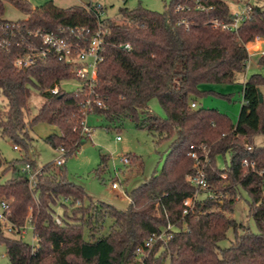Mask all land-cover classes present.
<instances>
[{
    "label": "trees",
    "instance_id": "trees-1",
    "mask_svg": "<svg viewBox=\"0 0 264 264\" xmlns=\"http://www.w3.org/2000/svg\"><path fill=\"white\" fill-rule=\"evenodd\" d=\"M6 1L27 18H4ZM186 2L192 4L191 0H171L160 12L141 5L131 9L125 0L119 10L120 21L107 17L102 22L108 32L92 89L78 79L82 87L73 91L59 88L54 94L51 89L76 78L72 64L55 53L37 58L25 68L18 67L16 61L31 51L30 46L43 48L41 39L31 34L38 28L63 30L68 36L70 28L97 29L96 3L90 0L61 7L49 0L33 7L28 0H0V93L7 98L6 108L0 110V134L25 151L24 157L11 161L0 155V201L10 203V220L17 227L31 218L38 239L37 245H31L22 237L5 236L0 223V243L6 246L10 264H134L136 248L168 224L176 228L172 238L166 244L158 243L145 264H165L168 258L170 264H264V174L258 173L264 170V145L255 142L256 136H264V101L259 99L264 76L254 73L244 83L236 123L216 109L191 105L202 95L200 84L234 82L237 74L247 69V44L256 37L264 39V8L255 5L251 17L232 31L209 23L228 20L230 4L209 0L214 8L208 11L194 7L177 11L176 7ZM258 64L264 66V54ZM34 91L44 100L27 120L28 101ZM88 98L94 107L91 113L103 116L109 125L117 127L130 119L138 128L147 129L158 144L170 142L161 170L126 190L129 204L125 209L94 202L83 185L70 180L66 169L55 162L39 168L28 156L31 131L39 123L59 129L45 138L54 148H64V156L76 153L85 138L84 102ZM154 98L165 117L152 111L150 101ZM192 145L201 157L205 152L202 147L209 149L211 163L206 171L222 197L196 200L184 214V199L194 192L188 178L195 172L189 155ZM226 153L231 159L228 163L225 158L228 176L222 179L213 166L217 157ZM129 158L143 173L144 161L137 155ZM108 160V155H102L98 173L105 170ZM26 164L31 165V171L39 169L35 186L29 184L28 172L22 169ZM6 174L9 177L2 181ZM242 190L249 195V217L257 232L231 217ZM59 205L62 225L54 219ZM108 218L113 220L109 232L97 236ZM230 229L235 241L221 248L219 243Z\"/></svg>",
    "mask_w": 264,
    "mask_h": 264
},
{
    "label": "rangeland",
    "instance_id": "rangeland-1",
    "mask_svg": "<svg viewBox=\"0 0 264 264\" xmlns=\"http://www.w3.org/2000/svg\"><path fill=\"white\" fill-rule=\"evenodd\" d=\"M32 6L37 7L49 0H28ZM93 3L101 4L106 11L107 17L112 20L120 21L119 10L125 5V0H91ZM171 0H127V6L131 9L141 5L145 8L164 11ZM90 2V0H55L56 5L68 7L72 5H80ZM259 5L264 8V0H259ZM4 18L10 20L27 18L18 7L10 2H5ZM249 52L252 54L248 63L249 66L244 72L238 73L236 80L229 83H212L204 82L200 84L202 95L197 97L198 107L216 109L220 113L227 115L234 123L237 122L238 116L243 104V88L246 80L254 73H260L264 76V66L258 64V59L264 51V39L254 41L248 44ZM80 82L78 79L64 80L59 87L66 91L78 89ZM264 94V86L260 88ZM43 96L34 91L32 97L28 101V109L26 110V118L30 120L37 112L43 102ZM7 98L0 93V110L5 109ZM152 111L158 116L165 117L166 113L163 110L159 101L154 98L150 101ZM88 125L92 128L90 139L86 137L82 140L80 148L71 156H64L59 150L48 143L45 138L52 133H59V129L48 123H39L31 131V147L28 152L30 158H34L38 167L49 162H56L57 159L62 160V165H56L58 168L67 170L70 180L83 185L89 196L94 202L105 201L114 204L120 209H125L129 204V197L122 193L120 189L112 187L113 180L118 176L125 190L131 191L134 187L146 181L155 171L161 170L169 141H163L158 144L154 136L147 130L138 128L130 119H127L119 126L109 125V121L101 115L90 113L87 116ZM120 137V139H118ZM255 142L257 145H264V136H256ZM108 155L109 160L104 171L98 173L96 170L101 162L102 155ZM0 155L8 161L22 158L25 156V151L14 148V143L4 138L0 134ZM129 155H137L144 163L143 173L138 172L134 165L125 164L123 157ZM228 163L231 159V154L226 153L219 155L217 161L219 166H225L226 160ZM132 159L130 158V162ZM9 177V174L3 176L2 181ZM127 193V191H126ZM249 195L242 190L239 198L234 206V211L231 213L238 223H243L253 232H257L258 228L253 220L249 217L248 207ZM79 204V203H78ZM31 211V208H30ZM62 207L59 205L56 208V214H61ZM112 219L108 218L105 222V227L96 233L97 236L105 235L109 232ZM2 231L8 237H22L23 240L31 245H37L38 239L34 235L31 222L27 221L24 225L22 233L9 232L4 225ZM86 238L88 233L86 231ZM235 241V233L230 229L227 233V238L220 241L221 248L229 247ZM134 264H140L136 258H133ZM0 264H10L7 256V249L4 243H0ZM165 264H170L168 258Z\"/></svg>",
    "mask_w": 264,
    "mask_h": 264
},
{
    "label": "built area",
    "instance_id": "built-area-1",
    "mask_svg": "<svg viewBox=\"0 0 264 264\" xmlns=\"http://www.w3.org/2000/svg\"><path fill=\"white\" fill-rule=\"evenodd\" d=\"M192 4L186 2L184 4H179L176 9L184 10L191 9L194 7L196 10L208 11L213 9L214 5L209 2V0H191ZM225 3H228L232 6V14L229 16L228 20H218L214 19L209 21L214 27H220L223 30H237L241 24L248 18L251 17L253 7L259 5V0H221ZM94 13L98 19V28L94 31H91L90 28L86 27H77L70 28L67 31L69 36L74 35V39L66 35L65 31L60 30L63 33H57L55 31L47 30L45 28H38L35 31L31 32L35 37H39L43 42V48L39 49L35 46H30L31 51L21 56L17 59L16 65L20 68H25L31 65L37 58H44L49 53H55L60 60H65L66 62L72 64V72L76 76L75 79H80L85 81L90 89H92L94 82L97 79L98 63L103 59L102 54L104 51V37L108 32L107 29L102 27L103 20L107 18L105 8L96 3L94 7ZM185 20H182L181 23H184ZM207 23V25L209 24ZM9 24L6 25L8 27ZM261 37H256L254 41H260ZM254 41L249 42L248 44H253ZM247 48L249 50V46ZM126 48L130 49V44H126ZM250 57L251 53L249 52ZM264 54V51L262 52ZM79 81V80H78ZM80 82V81H79ZM83 82H80L82 87ZM59 86L51 89V92L56 94L59 91ZM98 106H102L100 101L96 102ZM192 107H197L196 102H192ZM84 109L86 116L83 121V134L87 139L91 138L92 128L88 125L87 116L90 114L94 107L91 101V98L86 99L84 102ZM120 139V137H118ZM15 149H19L17 145H14ZM249 150L253 149L252 145H248ZM202 149L205 151L201 157L196 151L194 145L191 146V151L189 152L190 157L194 161L195 172L191 174L188 178L194 187V192L191 196L184 199V214H188L190 209H192L194 202L196 200L205 199V198H221L222 193L218 191L215 185L209 180L206 168L211 163V157H209V149L206 146H203ZM59 151L63 154L65 152L64 148H60ZM123 162L125 164L130 163V158L128 155L123 157ZM56 165H62V160L57 159ZM244 164H247V160H243ZM252 167H255V163H251ZM23 171L28 172L29 184L35 186L36 176L39 172V169L31 171V165L26 164L23 168ZM254 169V168H253ZM213 170L219 175L222 179H226L228 176V164L226 161L225 166H219L218 161L215 162ZM260 175L264 174V170L258 172ZM112 187L114 189H120L122 193L127 195L125 188L120 182V178L117 176L113 180ZM65 201H68L66 198ZM11 215V206L7 200L0 201V223L4 225L6 229L11 233H17L24 229V226L17 227L10 220ZM54 219L58 225H62L63 221L60 215L54 214ZM28 221H31V218H28ZM176 230L175 225L168 224L159 232L152 233L142 245L138 246L134 252V257L140 264H145L146 258L149 256L152 249L158 243L166 244L173 236V232Z\"/></svg>",
    "mask_w": 264,
    "mask_h": 264
},
{
    "label": "water",
    "instance_id": "water-1",
    "mask_svg": "<svg viewBox=\"0 0 264 264\" xmlns=\"http://www.w3.org/2000/svg\"><path fill=\"white\" fill-rule=\"evenodd\" d=\"M259 99H260V102L264 101L263 93L261 92V90H259Z\"/></svg>",
    "mask_w": 264,
    "mask_h": 264
},
{
    "label": "crops",
    "instance_id": "crops-1",
    "mask_svg": "<svg viewBox=\"0 0 264 264\" xmlns=\"http://www.w3.org/2000/svg\"><path fill=\"white\" fill-rule=\"evenodd\" d=\"M55 2V0H53ZM34 7V6H33ZM261 56V55H260ZM248 66H249V63H248Z\"/></svg>",
    "mask_w": 264,
    "mask_h": 264
}]
</instances>
